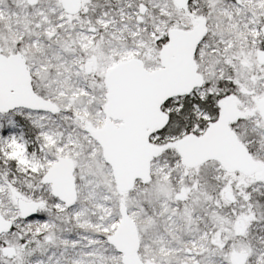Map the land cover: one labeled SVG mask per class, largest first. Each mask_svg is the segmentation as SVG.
I'll return each instance as SVG.
<instances>
[{
	"label": "snow or ice",
	"instance_id": "snow-or-ice-1",
	"mask_svg": "<svg viewBox=\"0 0 264 264\" xmlns=\"http://www.w3.org/2000/svg\"><path fill=\"white\" fill-rule=\"evenodd\" d=\"M0 264H264V0H0Z\"/></svg>",
	"mask_w": 264,
	"mask_h": 264
}]
</instances>
